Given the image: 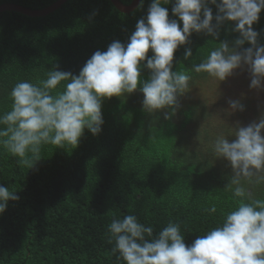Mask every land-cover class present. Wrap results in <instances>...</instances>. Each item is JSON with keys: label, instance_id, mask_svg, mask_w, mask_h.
Masks as SVG:
<instances>
[{"label": "trees", "instance_id": "obj_1", "mask_svg": "<svg viewBox=\"0 0 264 264\" xmlns=\"http://www.w3.org/2000/svg\"><path fill=\"white\" fill-rule=\"evenodd\" d=\"M55 1L0 0V5L40 10ZM120 1L129 5L132 0ZM153 2L143 0V7L130 14L120 13L109 0H69L41 18L0 14V117L11 109L10 93L17 83L35 85L53 69L78 76L95 52H106L114 41L126 46ZM174 4L170 0L161 6L182 29L172 15ZM209 7L215 16V6ZM234 27L225 23L218 40L193 33L190 43L175 52L173 71L183 68L192 78L205 77L192 72V66L222 41L231 47L239 38ZM253 30L264 46V10ZM187 48L192 56L185 60ZM152 56L149 52L148 58ZM146 63L141 65L144 82L151 75ZM101 112L98 135L85 129L75 149L43 145L32 169L18 165V158L0 146V187L18 197L0 214V264H125L112 252L115 241L108 243L114 219L133 215L153 229V237L169 223L178 224L185 245L191 247L236 208L239 198L225 190L229 180L223 173L184 160L183 149L178 153V132L189 124L190 112L180 125L171 119L149 124L152 116L117 98L102 101ZM253 198L264 200V191ZM213 206L215 213L209 211Z\"/></svg>", "mask_w": 264, "mask_h": 264}, {"label": "clouds", "instance_id": "obj_2", "mask_svg": "<svg viewBox=\"0 0 264 264\" xmlns=\"http://www.w3.org/2000/svg\"><path fill=\"white\" fill-rule=\"evenodd\" d=\"M169 2L154 0L146 21L137 22L127 45L114 41L106 52H95L78 76L53 69L35 85L19 82L13 87L11 109L0 117V146L18 158V165L32 169L41 159L43 145L77 148L85 129L98 135L103 124L102 101L133 94L138 87L144 112L151 116L164 111L166 121L175 116L180 107L178 97L191 91L192 77L183 68L173 71L174 54L190 43L193 33L218 40L225 23L235 24L232 31L239 38L233 45L230 47L227 40L220 42L191 71L221 83L236 70L246 68L250 88L261 89L264 46L258 43L253 25L264 10V0H175L172 15L182 22V29L176 20H169L167 9L161 6ZM209 4L215 6V16ZM139 7H143V0ZM149 52L152 58H148ZM191 56L187 48L184 59ZM145 61L151 74L147 82L141 80ZM228 104L232 112L244 111L238 100H229ZM262 132L264 114L246 127L237 124L232 142L223 136L214 142V155L226 160L232 170L225 190L239 198L221 226L187 247L178 224L169 223L153 237L151 227L126 215L122 220L114 219L108 227V243L115 241L113 254L119 253L118 259L125 264H264V200L253 198L249 190L264 183ZM14 193L0 187V214L9 201L18 200ZM209 211L215 213L216 207Z\"/></svg>", "mask_w": 264, "mask_h": 264}, {"label": "rangeland", "instance_id": "obj_3", "mask_svg": "<svg viewBox=\"0 0 264 264\" xmlns=\"http://www.w3.org/2000/svg\"><path fill=\"white\" fill-rule=\"evenodd\" d=\"M250 84L251 79L246 68L236 70L231 77L221 83L208 75L190 80L191 91L178 97L180 107L176 115L170 118L174 124L180 125L185 112H190L192 115L185 129L178 132L177 145L181 146L178 153L183 149L184 160L206 163L210 169L213 166L216 175L223 173L228 180L231 178L232 170L228 162L223 158H216L213 145L220 136L232 142L235 139L237 124L246 127L258 121L264 114V82L260 90L251 89ZM117 99H124L129 105L143 109V94L139 90ZM229 100L240 101L244 111L232 112L228 104ZM151 116L153 120L149 124H157L164 120V111ZM249 190L253 196L260 194L264 191V183Z\"/></svg>", "mask_w": 264, "mask_h": 264}, {"label": "water", "instance_id": "obj_4", "mask_svg": "<svg viewBox=\"0 0 264 264\" xmlns=\"http://www.w3.org/2000/svg\"><path fill=\"white\" fill-rule=\"evenodd\" d=\"M68 1L69 0H57L50 6L40 10L29 9L17 4H9V3L1 4L0 14L4 12H15L30 18H41L54 13ZM109 1L120 13H124V14H130L134 12L141 3V0H132L129 5L123 4L120 0H109Z\"/></svg>", "mask_w": 264, "mask_h": 264}]
</instances>
